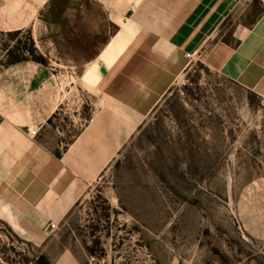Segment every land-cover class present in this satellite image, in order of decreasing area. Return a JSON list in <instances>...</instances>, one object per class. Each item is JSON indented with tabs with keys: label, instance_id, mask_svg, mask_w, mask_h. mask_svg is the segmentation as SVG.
<instances>
[{
	"label": "rangeland",
	"instance_id": "rangeland-1",
	"mask_svg": "<svg viewBox=\"0 0 264 264\" xmlns=\"http://www.w3.org/2000/svg\"><path fill=\"white\" fill-rule=\"evenodd\" d=\"M13 1L0 0V123L13 116L12 82L22 86L45 71L54 82L76 79L52 67L40 48L35 52L23 29L34 16L54 21L60 5L39 0L37 8L13 9ZM54 1L64 8L101 4ZM236 2L264 7V0ZM45 25L39 22V31L54 40L53 25ZM17 221L28 225L0 203V264H264V106L192 62L54 222L57 230L36 237Z\"/></svg>",
	"mask_w": 264,
	"mask_h": 264
},
{
	"label": "crops",
	"instance_id": "crops-1",
	"mask_svg": "<svg viewBox=\"0 0 264 264\" xmlns=\"http://www.w3.org/2000/svg\"><path fill=\"white\" fill-rule=\"evenodd\" d=\"M234 1L41 3L60 5L54 21L39 20L53 25L54 40L39 31V16L23 29L52 67L76 79L54 82L45 71L12 82L13 116L0 123V203L25 218L15 222L20 231L40 237L61 222L192 62L264 99V7Z\"/></svg>",
	"mask_w": 264,
	"mask_h": 264
},
{
	"label": "built area",
	"instance_id": "built-area-1",
	"mask_svg": "<svg viewBox=\"0 0 264 264\" xmlns=\"http://www.w3.org/2000/svg\"><path fill=\"white\" fill-rule=\"evenodd\" d=\"M193 57L194 56H192V54H186V58L187 59H189V60H193ZM261 104H262V106H264V99H262L261 100ZM35 133H36V131L35 130H33V131H31L30 132V134L31 135H35ZM58 229V224H56V223H54V222H50L49 224H48V226H47V230L49 231V232H52V231H55V230H57Z\"/></svg>",
	"mask_w": 264,
	"mask_h": 264
},
{
	"label": "trees",
	"instance_id": "trees-1",
	"mask_svg": "<svg viewBox=\"0 0 264 264\" xmlns=\"http://www.w3.org/2000/svg\"><path fill=\"white\" fill-rule=\"evenodd\" d=\"M31 45H33V48H34V43H33V41L31 40ZM34 50H35V48H34ZM35 52H36V50H35Z\"/></svg>",
	"mask_w": 264,
	"mask_h": 264
}]
</instances>
